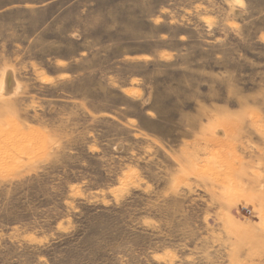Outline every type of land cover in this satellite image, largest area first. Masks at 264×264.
<instances>
[{
	"label": "rangeland",
	"instance_id": "1",
	"mask_svg": "<svg viewBox=\"0 0 264 264\" xmlns=\"http://www.w3.org/2000/svg\"><path fill=\"white\" fill-rule=\"evenodd\" d=\"M0 264H264V0H0Z\"/></svg>",
	"mask_w": 264,
	"mask_h": 264
},
{
	"label": "bare ground",
	"instance_id": "2",
	"mask_svg": "<svg viewBox=\"0 0 264 264\" xmlns=\"http://www.w3.org/2000/svg\"><path fill=\"white\" fill-rule=\"evenodd\" d=\"M18 137V136H17ZM27 148V147H26Z\"/></svg>",
	"mask_w": 264,
	"mask_h": 264
}]
</instances>
